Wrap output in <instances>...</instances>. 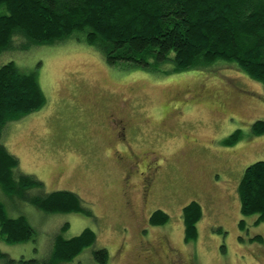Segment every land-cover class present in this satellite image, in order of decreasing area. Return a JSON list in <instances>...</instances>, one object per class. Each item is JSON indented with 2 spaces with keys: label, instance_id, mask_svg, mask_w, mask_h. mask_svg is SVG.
<instances>
[{
  "label": "rangeland",
  "instance_id": "374dc122",
  "mask_svg": "<svg viewBox=\"0 0 264 264\" xmlns=\"http://www.w3.org/2000/svg\"><path fill=\"white\" fill-rule=\"evenodd\" d=\"M95 50L75 36L0 58L36 73L47 98L42 110L5 128L4 145L46 193H76L93 213H45L0 188L8 215L25 216L36 233L21 244L0 236L2 252L46 258L58 233L71 239L91 229L94 246L64 264H98L99 249L108 264H264V223L241 214L238 195L246 169L264 161V136L251 137L264 121L262 85L234 65L128 70L108 66ZM237 130L245 140L223 147ZM193 201L204 216L198 240L186 244L183 208ZM156 210L169 214L167 225L150 226Z\"/></svg>",
  "mask_w": 264,
  "mask_h": 264
},
{
  "label": "trees",
  "instance_id": "16d2710c",
  "mask_svg": "<svg viewBox=\"0 0 264 264\" xmlns=\"http://www.w3.org/2000/svg\"><path fill=\"white\" fill-rule=\"evenodd\" d=\"M75 36L101 53L110 67L158 70L161 65L172 64L170 73H182L228 64L264 89V0H0V58L14 51L56 46ZM46 104L36 73H25L14 60L0 64V188L8 197L45 213L92 216L78 194L46 193L44 182L22 173L20 160L4 145V130L10 123L24 120ZM262 136L264 121H257L251 137ZM244 140V132L237 130L221 144L230 148ZM238 195L241 214L257 216L255 225L263 224L264 161L246 169ZM203 216L197 201L183 208L186 244L198 240ZM169 221V214L156 210L149 224L162 227ZM245 225V220L239 224L241 229ZM0 236L8 244H21L35 240L36 233L25 216L11 218L0 201ZM96 240L91 229L71 239H64L60 232L46 258L14 259L0 249V261L71 263ZM94 259L98 264H108L109 253L99 249Z\"/></svg>",
  "mask_w": 264,
  "mask_h": 264
},
{
  "label": "flooded vegetation",
  "instance_id": "af4514ba",
  "mask_svg": "<svg viewBox=\"0 0 264 264\" xmlns=\"http://www.w3.org/2000/svg\"><path fill=\"white\" fill-rule=\"evenodd\" d=\"M152 182H148L143 188H144V193L143 196L146 197L148 196V193L151 192L152 188H153V185H151Z\"/></svg>",
  "mask_w": 264,
  "mask_h": 264
}]
</instances>
